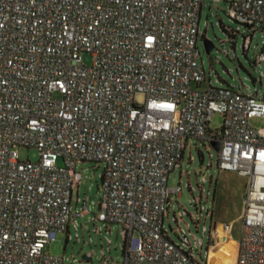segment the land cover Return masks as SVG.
<instances>
[{
  "label": "built area",
  "instance_id": "2783aa9c",
  "mask_svg": "<svg viewBox=\"0 0 264 264\" xmlns=\"http://www.w3.org/2000/svg\"><path fill=\"white\" fill-rule=\"evenodd\" d=\"M205 1L0 0V264H90L93 254L46 251L90 213L72 209L77 167L87 163L104 167L95 232L121 229L122 264H206L210 242L232 224L211 222L193 240L180 230L176 243L164 219L182 196L169 177L193 140L218 141V169L247 179L236 264H264V128L251 124L264 118V97L207 78L198 47ZM230 18L255 34L264 0L232 1ZM216 114L223 124L212 132ZM21 148L39 160L22 161Z\"/></svg>",
  "mask_w": 264,
  "mask_h": 264
},
{
  "label": "rangeland",
  "instance_id": "374dc122",
  "mask_svg": "<svg viewBox=\"0 0 264 264\" xmlns=\"http://www.w3.org/2000/svg\"><path fill=\"white\" fill-rule=\"evenodd\" d=\"M232 1L235 0H206L204 2L200 23V32L204 38H201L198 43L202 58L200 62L203 63L207 78L215 87L231 86L236 90L241 87L244 93L249 88L251 93H258L264 97V63L260 60L264 56V26L261 29L258 28L253 34L247 27L233 21L230 18V3ZM220 24L226 29L234 31L232 33L236 36L234 46L228 41V35L220 27ZM244 35L252 36L247 54L243 52ZM206 40L214 45L210 54H207L205 49L204 41ZM222 42L226 43L222 44ZM83 60L88 66L92 63L90 55H84ZM254 62L261 64L258 65L257 63L254 66ZM222 124V116L216 114L211 120L209 129L215 132L222 128ZM251 124L256 129H262L264 128V118L255 117L251 119ZM19 154L22 161L29 160L36 163L39 160V153L35 149L21 148ZM190 157H193V161L190 160ZM218 158L219 155L212 146L208 144L204 146L203 142L193 140L189 143L182 163L171 173L168 187L173 190L182 188L180 198L175 195L172 196L170 212L169 214L166 213L164 218L165 228L174 242H179L176 232H180V230H184L193 240L192 235L203 238L202 228L205 225L210 226L211 221L209 219L205 222V214L201 221L199 220L198 213L200 210L197 211L194 202L202 200L201 205L198 204L197 207L204 206L213 211L215 195L223 187L226 194L224 198L230 200L228 202H242L245 198L247 179L238 172L220 171L217 167ZM62 165L60 160L58 166L62 167ZM77 171L82 174L83 180L76 187L72 202L73 213L81 211L84 204L88 206L90 213L87 216L74 218L78 224V232L71 222L70 233L59 234L56 241L47 247L46 251L54 257L76 258L81 261L84 260L85 256L93 254V259L89 261L90 264H104L101 261L104 254L109 264H122L124 254L123 241L120 235L121 229L117 226L111 227L109 229L111 234L109 231L106 233L105 229L102 235L95 232L96 229L103 226L102 223L94 222L93 218L98 214L97 205L103 194L102 174L104 167L94 163L80 164ZM204 179L207 180L206 183ZM209 192L210 196H208ZM221 198L223 201H219L216 210L219 213L227 214L228 217L232 213V208L226 209V201L223 197ZM78 199L80 203L77 206L76 201ZM191 214L194 215V219L190 217ZM221 217L220 219H223ZM175 218L178 220L177 222L174 220ZM188 225L190 226L189 229ZM241 228V222L237 221L234 227L237 238L241 234ZM77 233L78 237H76ZM108 239L111 240V245H109ZM203 241L205 246L201 256L205 262L204 252L208 247L209 240L204 238Z\"/></svg>",
  "mask_w": 264,
  "mask_h": 264
},
{
  "label": "crops",
  "instance_id": "0c3cea01",
  "mask_svg": "<svg viewBox=\"0 0 264 264\" xmlns=\"http://www.w3.org/2000/svg\"><path fill=\"white\" fill-rule=\"evenodd\" d=\"M223 188H220L219 193L215 195L214 209L213 211H211V214L208 219L213 223L217 222V223H222V224H232L233 228H232L231 234L227 238H223L222 240L216 241L215 243H213L212 241L210 242L209 245L210 246L213 245V247L209 249V255L206 260V264H236L237 247H238V241L240 239V236L239 238L236 237V234L234 232V227H235L236 222L241 220L245 198L243 199L242 202H239V201L228 202L230 200H228L227 198H224L226 197V194L223 191ZM221 197H223L225 199L224 201H226L225 202L226 209H228L229 207L232 208V213L228 217H227V214L219 213L216 210V207L219 201H223ZM220 216H222L221 218L223 219H220ZM225 220H228V221H225Z\"/></svg>",
  "mask_w": 264,
  "mask_h": 264
},
{
  "label": "water",
  "instance_id": "95a60500",
  "mask_svg": "<svg viewBox=\"0 0 264 264\" xmlns=\"http://www.w3.org/2000/svg\"><path fill=\"white\" fill-rule=\"evenodd\" d=\"M204 45H205V49H206L207 54H210L214 48V45L208 40L204 41ZM211 146H212V148H214V150L217 153L220 152V143L218 141L211 142ZM201 158H203V156H201ZM84 259L90 260L87 256H85Z\"/></svg>",
  "mask_w": 264,
  "mask_h": 264
},
{
  "label": "trees",
  "instance_id": "16d2710c",
  "mask_svg": "<svg viewBox=\"0 0 264 264\" xmlns=\"http://www.w3.org/2000/svg\"><path fill=\"white\" fill-rule=\"evenodd\" d=\"M220 27L223 29V31L228 35V41H230V43L232 44V46H234V39H235V35H232V33L234 32V31H232V30H229V29H226L225 27H223L221 24H220ZM249 29V28H248ZM250 30V29H249ZM236 34V33H235ZM252 36H247V35H244V43H245V41L247 40V39H250ZM202 38H204V35L202 36ZM244 46V45H243ZM243 52L245 53V54H247V52L248 51H246L245 49H244V47H243ZM253 65L254 66H256L257 65V62H254L253 63Z\"/></svg>",
  "mask_w": 264,
  "mask_h": 264
}]
</instances>
